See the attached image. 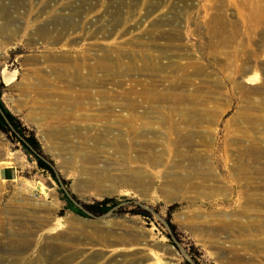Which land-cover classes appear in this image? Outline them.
I'll use <instances>...</instances> for the list:
<instances>
[{
  "label": "rangeland",
  "instance_id": "rangeland-1",
  "mask_svg": "<svg viewBox=\"0 0 264 264\" xmlns=\"http://www.w3.org/2000/svg\"><path fill=\"white\" fill-rule=\"evenodd\" d=\"M0 77V264H264V0H0Z\"/></svg>",
  "mask_w": 264,
  "mask_h": 264
},
{
  "label": "trees",
  "instance_id": "trees-1",
  "mask_svg": "<svg viewBox=\"0 0 264 264\" xmlns=\"http://www.w3.org/2000/svg\"><path fill=\"white\" fill-rule=\"evenodd\" d=\"M0 132L4 134L8 140L17 139L23 148L32 155L37 167L41 170L48 171L52 175L49 167L40 159L39 147L36 139L26 130L21 129L19 121L11 115L0 102ZM112 200H102L93 205L85 207V209L93 215H101L109 210Z\"/></svg>",
  "mask_w": 264,
  "mask_h": 264
},
{
  "label": "crops",
  "instance_id": "crops-1",
  "mask_svg": "<svg viewBox=\"0 0 264 264\" xmlns=\"http://www.w3.org/2000/svg\"><path fill=\"white\" fill-rule=\"evenodd\" d=\"M10 83L11 81H7V84ZM25 166L22 154L17 150H11L7 137L0 132V182H15Z\"/></svg>",
  "mask_w": 264,
  "mask_h": 264
},
{
  "label": "bare ground",
  "instance_id": "bare-ground-1",
  "mask_svg": "<svg viewBox=\"0 0 264 264\" xmlns=\"http://www.w3.org/2000/svg\"><path fill=\"white\" fill-rule=\"evenodd\" d=\"M201 143H203V142H201ZM246 150H247L246 152H250V153H260V154H264L263 149H261L260 147H252V146H250Z\"/></svg>",
  "mask_w": 264,
  "mask_h": 264
}]
</instances>
